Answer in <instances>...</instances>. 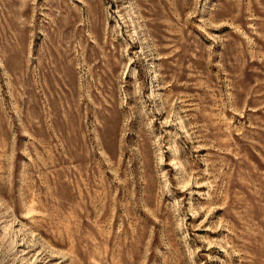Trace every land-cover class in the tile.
Wrapping results in <instances>:
<instances>
[{
    "label": "rangeland",
    "instance_id": "rangeland-1",
    "mask_svg": "<svg viewBox=\"0 0 264 264\" xmlns=\"http://www.w3.org/2000/svg\"><path fill=\"white\" fill-rule=\"evenodd\" d=\"M0 264H264V0H0Z\"/></svg>",
    "mask_w": 264,
    "mask_h": 264
}]
</instances>
